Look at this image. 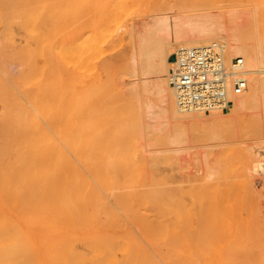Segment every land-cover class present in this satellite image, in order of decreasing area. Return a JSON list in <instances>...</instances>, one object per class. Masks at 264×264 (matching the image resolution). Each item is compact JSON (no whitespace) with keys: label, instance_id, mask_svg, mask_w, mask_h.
Wrapping results in <instances>:
<instances>
[{"label":"bare ground","instance_id":"6f19581e","mask_svg":"<svg viewBox=\"0 0 264 264\" xmlns=\"http://www.w3.org/2000/svg\"><path fill=\"white\" fill-rule=\"evenodd\" d=\"M111 3L0 0L6 46L17 60L8 70L2 57L0 70L9 80L21 78L26 97L6 90L0 114L3 264H264L258 256L264 230L257 226L264 222L263 209L256 197L264 155L255 149L264 144V0L216 11L182 3L133 25L118 24L119 1ZM183 4L190 10L181 9ZM54 23L64 27L59 44L52 37ZM19 28L35 45L17 41ZM125 39L128 47L120 56L128 64L122 71L133 79L114 88L103 75L112 79V61L101 55ZM192 47H216L228 62L244 59L248 85L228 111H188L178 104L170 68L182 48ZM56 48L63 50L69 85L61 95L51 63ZM37 79L41 85L32 88L29 82ZM110 99L132 100L129 130L123 128L124 114L105 123ZM61 110V123L52 122ZM45 114L44 122L39 116ZM199 122L220 131L245 127L254 141L226 149L214 166L200 164L195 180L202 182L191 185L187 200L160 163L181 161L178 154L185 155L193 142L186 129ZM53 128L78 155L58 148ZM155 133L167 146L150 150L143 140L125 145Z\"/></svg>","mask_w":264,"mask_h":264},{"label":"rangeland","instance_id":"374dc122","mask_svg":"<svg viewBox=\"0 0 264 264\" xmlns=\"http://www.w3.org/2000/svg\"><path fill=\"white\" fill-rule=\"evenodd\" d=\"M106 1H108V0H106ZM118 1H119L118 9L116 11L117 12L116 16H117L118 21H119L118 24H122L125 22L124 24H127V25L128 24L129 25L138 24V23L142 22L143 20L150 18V16H152L153 14H156V13H161V12H165V11H174L177 9L176 5L179 8V5L182 3L190 5L191 10H194L197 8L198 9L203 8V9H209V10L211 9L213 11H216V10L224 8V7L225 8L231 7V5L227 6L228 4H235L232 6H236V4H240L242 6V8L249 7L252 5V3H251L252 0H118ZM113 2H114V0L112 1V3L110 0L111 6L113 5ZM172 4H173V7L171 6ZM174 4H175V6H174ZM184 4L181 5V6H183V7H181V9H189L190 10V8H188L190 6L185 8L184 6H186V5H184ZM223 4H224V6H221ZM225 4H227V5L225 6ZM240 5H237V7H240ZM171 7H172V9H170ZM157 10H158V12H157ZM159 10H160V12H159ZM130 22H132V23H130ZM50 28L52 31V37L54 39V43L59 44L60 42H62L63 38H64V27L60 24L54 23L50 26ZM14 34H15V37H16L18 42L22 41L23 43H25L26 41H28L32 45H35V40L32 37L28 36V34L25 32L24 29L19 28V29H17V31L14 32ZM6 37H9V34H8L7 30L5 29V27L3 26L1 19H0V65H1V61H2L1 58L3 57V59L5 58L10 63V66L8 67V70H10L11 66L13 64H15L17 60L15 57L11 56V51H12L11 48L6 46V42H5ZM220 41H223V40H220ZM110 44L108 47L107 46L106 47L109 48L111 46L112 48L105 50L106 49V47H105L102 51L101 56L103 57V59L104 58L107 59L110 57L108 60L112 61L111 64L113 65L114 75H111L112 79H109L110 77H109L108 73L107 74L105 73V71H103V75H104V77H105L104 79L106 81L108 80L110 82V80L111 81L113 80L114 82H112V84H113L114 88H118V87H120L118 84L119 82H121L123 80L127 82L128 80L130 81L131 79H133V77H131V75H129V73L128 74L126 73L127 74L126 75L122 71L125 68V66H123V63L128 64V61L125 60L124 62H122L124 57L122 58L120 56V54L125 49H127V47H128L127 46L128 45V39H125L122 42L118 41V42H114V44L113 43L111 45ZM106 55L108 57H106ZM113 61H114V63H113ZM51 63H52V66L54 67V69H56V74L53 75V80H54V83L56 84L57 88L59 89L60 95H61L64 93V91H66V89L69 86L67 84V82H68L67 79L64 78V73L66 71L65 64H64L65 63V57L63 55V50L61 48L60 49L56 48L53 50L52 55H51ZM172 68H174V67H172ZM172 68H170V72L172 71ZM22 69H23V72H25V73H27L29 71L27 64H23ZM17 73L18 72H15L12 74H13V76H15V75H17ZM7 76H8L7 73H3L0 70V114L2 113V111L4 109L3 108L4 107L3 95L6 92V90L10 91V93H17L20 97H22L23 100H26L25 94L20 93V90L22 87L21 78H19L18 80H9ZM115 82H116V86L118 85V87L115 86V84H114ZM41 83H42V81L37 79L36 81L31 80L29 82V85L32 88H39ZM109 92L111 93L112 91L109 90ZM121 102L122 103L115 102L113 99L108 100L109 107L105 111L109 114V116L105 118V123L109 124L112 121H114V123H115L116 118H119L121 115L124 114L125 115V121L123 122V128L125 130H129L131 127V122L133 121V117L130 114L131 113L132 100H128V101L122 100ZM63 113H64L63 110L59 111L58 113H54L53 117H52V119H53L52 122H54V123L60 122L61 123V116ZM39 118L44 122L46 120H49L48 116L46 114L43 116H39ZM196 124H197V126H196ZM208 124L209 125H207V123H206V125H205V123L201 124V122H199V123L193 124V127H192V125L187 127L186 131L189 130L188 131L189 139L191 141H193L192 142L193 144L190 143V145H187V147L189 148V152H187L188 148L184 149L186 151V152H184L185 155H182V154L179 155L178 154V156H183V158L181 157L182 159H180L181 161L179 163L166 161V160H163L160 163L161 170H164V171L167 170L169 173H171L173 179L175 180V182H172V183L180 185L181 187H183V190H186V193H185V191H183V190L182 191L184 192L185 195L187 194L186 195L187 200L190 197L191 185H193L197 182H202L201 180H195L196 178H198L200 176L199 167H201L205 164H208V165L211 164V166H214L215 164H217V162L220 158L224 157V151L226 149H232V148L244 149L246 147L245 143L248 144V143H252L254 141V136H251L250 132L248 133L249 129H247L245 127H244L245 129L244 128H240V129L236 128L235 130L234 129L233 130H231V129L227 130L226 129L224 131L223 130L220 131V128L218 130V126L216 124H214L215 126L211 123H208ZM201 126L203 129L201 128ZM206 126H208V128ZM116 127H118V126H112V127L110 126V130H116ZM58 130H59L58 128L57 129L53 128L51 131L53 141L56 143V145H58V148L61 151H65V153L71 157H75L76 155H78L79 153L77 151H75L71 148H68V146L64 145L63 138H62V136L59 135ZM167 130L172 131V129H170V130L167 129ZM213 131L216 132L217 134L214 135ZM156 134L158 135V133L151 134L154 137L150 136V135H145L146 139L145 138H142V139L138 138V139H134V140L131 139V141L129 139V141L125 145L135 146V144H136L137 146H139V144L141 145V141L143 140L144 142L146 141V144H147L146 146H147V148L150 147V148H148L150 150H158V149H162L165 146H167L163 143L160 144V143H158V141H156V139H157ZM237 134H238V136H237ZM106 135L107 134H104V137ZM213 135L216 136L217 138L214 137ZM155 136H156V138H155ZM246 136H248V137H246ZM149 144H150V146H149ZM236 144H238V145H236ZM258 145H256V146L254 145L255 149L264 155V144L263 145L261 144L259 146ZM172 147H174V145ZM158 153H162L164 155L174 154L172 151H164V152L158 151ZM0 154H1V149H0ZM199 154H200V156H198ZM174 159H175V157L173 158V160ZM192 159H193V161H192ZM195 159H198V160H195ZM188 160H190V162ZM195 161L199 162V163H196ZM238 161H239V159H238ZM185 162H188V164L186 163V166H188V167L185 166ZM204 162H206V163L204 164ZM202 163H203V165L200 166V164H202ZM189 165H191V166H189ZM52 167L56 168V165H54V166L52 165ZM187 169H189V170H187ZM260 177L263 179V177L261 175H260ZM260 177H257V181H256L257 182V190L259 191V193L256 195V197L259 200L258 202H259L260 207L263 209L262 219L264 220V179L262 180ZM169 184H171V183H169ZM139 188H141V187L140 186H133L132 187L133 190H136ZM184 199H185V197H184ZM244 210L240 211V212H242L241 214H243V215L246 214L248 216V213H246L247 210L245 212H244ZM247 216H246V218H247ZM257 226H258V229L262 230V232H263L264 222L258 223ZM262 242L264 244V240H262L260 242V244ZM258 256L260 258H262V260L264 261V252L259 250ZM244 257L246 260H250L246 256H244ZM0 264H3V252H2V250H0Z\"/></svg>","mask_w":264,"mask_h":264},{"label":"built area","instance_id":"2783aa9c","mask_svg":"<svg viewBox=\"0 0 264 264\" xmlns=\"http://www.w3.org/2000/svg\"><path fill=\"white\" fill-rule=\"evenodd\" d=\"M246 73L243 58L228 62L216 47L182 48L176 55L171 83L182 109L227 111L246 90Z\"/></svg>","mask_w":264,"mask_h":264}]
</instances>
